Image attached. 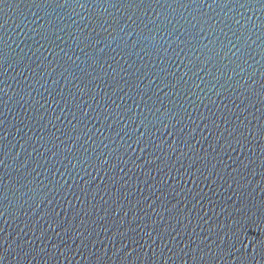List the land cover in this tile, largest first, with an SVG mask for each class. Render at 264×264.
<instances>
[{
  "label": "water",
  "instance_id": "water-1",
  "mask_svg": "<svg viewBox=\"0 0 264 264\" xmlns=\"http://www.w3.org/2000/svg\"><path fill=\"white\" fill-rule=\"evenodd\" d=\"M0 264H264V0H0Z\"/></svg>",
  "mask_w": 264,
  "mask_h": 264
}]
</instances>
